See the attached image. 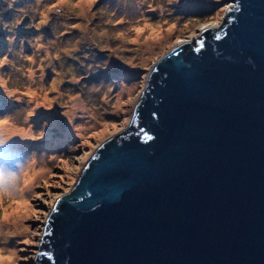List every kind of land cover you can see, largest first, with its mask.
<instances>
[{
    "label": "water",
    "instance_id": "obj_1",
    "mask_svg": "<svg viewBox=\"0 0 264 264\" xmlns=\"http://www.w3.org/2000/svg\"><path fill=\"white\" fill-rule=\"evenodd\" d=\"M231 1L154 66L128 130L52 208L38 264H264V0Z\"/></svg>",
    "mask_w": 264,
    "mask_h": 264
},
{
    "label": "rangeland",
    "instance_id": "obj_2",
    "mask_svg": "<svg viewBox=\"0 0 264 264\" xmlns=\"http://www.w3.org/2000/svg\"><path fill=\"white\" fill-rule=\"evenodd\" d=\"M233 4L0 0V130L21 132L0 143V171L19 178L0 193V222L10 226L0 236L1 257L15 253L2 264H38L57 197L71 192L102 144L128 130L154 66L180 41L227 23ZM31 161L49 174L21 201Z\"/></svg>",
    "mask_w": 264,
    "mask_h": 264
},
{
    "label": "bare ground",
    "instance_id": "obj_3",
    "mask_svg": "<svg viewBox=\"0 0 264 264\" xmlns=\"http://www.w3.org/2000/svg\"><path fill=\"white\" fill-rule=\"evenodd\" d=\"M234 3V2H233ZM231 9L233 8V6L230 7ZM205 29H203V31L205 30H210V29H207V27H204ZM212 28V27H210ZM195 39H192V40H184V41H180L179 44H183V43H186V42H192L194 41ZM75 115V112L73 113ZM6 133V137L3 138L4 140H12V139H15L17 137H19V134L21 133L20 131H17L16 129H9V130H2ZM45 165H38L37 163L31 161V162H28L27 165H25V168L23 170V178H22V191H24L22 193V191H18L19 192V196L23 199H21V201H23L24 199H27L28 197V193H29V190H31L34 185H35V181L39 178H42L46 175H48V171H47V168L44 167ZM10 226L7 227V225L5 223L2 224V222H0V236H2L6 230H9ZM4 251L6 250H2L0 252V264H2L3 262H6V263H10L11 260H12V257L15 255L14 252H9L8 256L4 259L3 257H1L4 253Z\"/></svg>",
    "mask_w": 264,
    "mask_h": 264
},
{
    "label": "snow or ice",
    "instance_id": "obj_4",
    "mask_svg": "<svg viewBox=\"0 0 264 264\" xmlns=\"http://www.w3.org/2000/svg\"><path fill=\"white\" fill-rule=\"evenodd\" d=\"M207 27V26H206ZM218 38V37H217ZM202 44V41H201ZM4 123H7V121H4ZM6 135V133L2 130H0V143H3V137ZM12 176V175H11ZM6 176L3 171H0V190L7 188V187H12L14 188V183L11 180L5 179ZM57 200H59V197H57ZM46 202V201H45ZM55 211V209H53ZM24 243H28V241H25Z\"/></svg>",
    "mask_w": 264,
    "mask_h": 264
},
{
    "label": "clouds",
    "instance_id": "obj_5",
    "mask_svg": "<svg viewBox=\"0 0 264 264\" xmlns=\"http://www.w3.org/2000/svg\"><path fill=\"white\" fill-rule=\"evenodd\" d=\"M5 179L11 180L14 183V188H15V185H16L19 178L16 175H12L9 177H5ZM14 188H12V187L4 188V189L0 190V193L11 192Z\"/></svg>",
    "mask_w": 264,
    "mask_h": 264
}]
</instances>
